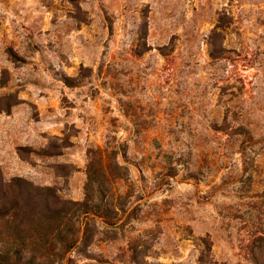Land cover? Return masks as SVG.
<instances>
[{"label": "rangeland", "instance_id": "rangeland-1", "mask_svg": "<svg viewBox=\"0 0 264 264\" xmlns=\"http://www.w3.org/2000/svg\"><path fill=\"white\" fill-rule=\"evenodd\" d=\"M90 165L126 214L66 264H264V0H0L4 180Z\"/></svg>", "mask_w": 264, "mask_h": 264}, {"label": "trees", "instance_id": "trees-1", "mask_svg": "<svg viewBox=\"0 0 264 264\" xmlns=\"http://www.w3.org/2000/svg\"><path fill=\"white\" fill-rule=\"evenodd\" d=\"M101 166L100 177L88 168L85 200L63 204L54 201L50 188L19 178L5 181L0 170V264H66L72 251L89 239L95 220L117 226L126 212L114 207L105 188L108 173Z\"/></svg>", "mask_w": 264, "mask_h": 264}]
</instances>
